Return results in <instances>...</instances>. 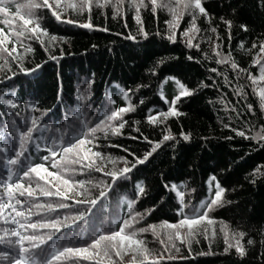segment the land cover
Masks as SVG:
<instances>
[{
  "label": "snow or ice",
  "instance_id": "snow-or-ice-1",
  "mask_svg": "<svg viewBox=\"0 0 264 264\" xmlns=\"http://www.w3.org/2000/svg\"><path fill=\"white\" fill-rule=\"evenodd\" d=\"M11 2L0 0V14L4 17L2 23L7 28V31L0 28V73L4 74L5 81H11L18 73L35 77L42 68L44 62L35 63L33 67L26 66L35 52L31 44L33 40L43 49L48 60L57 61L65 55L62 47L58 55L53 52L67 38L51 34L42 26L43 10H47L58 23L78 25L89 30L98 27L92 23L94 9L104 14L103 10L110 8L113 18L131 12L137 25L136 35L129 32L124 38L133 41L137 36L145 39L149 36L141 19V9L150 10L153 16L159 10L167 12L170 18L164 22L167 25L164 33L157 31L156 35L176 43L180 21L187 15L191 19L188 26L179 32V39L187 48L198 51L200 43H194V39L201 29L196 21L202 17L209 25L203 30L204 33L215 35V39L211 35L200 37L211 40V52L214 54L213 57L205 52L204 59L215 58V63L229 67L238 81L250 82L237 83L232 88L237 97L236 104L244 100V110L254 113L253 103L246 99L248 93L245 88L250 87L252 94L258 98L260 113L264 115V34L252 39L250 50L244 49L254 52L251 64L258 68V75H254L236 62L232 52L220 50L222 41L217 42L221 40L220 33L217 26H212V17L202 6V0H23L16 3L15 12L10 11ZM259 3L264 7V0H259ZM77 17L86 18L81 22ZM219 20L231 42L233 21L224 16H220ZM238 27L245 33L249 31L244 23ZM100 30L108 31L107 28ZM25 40L29 43L26 44ZM243 45L244 41L241 40L238 47L243 49ZM186 59L193 61L195 58L188 55ZM163 63L164 58L157 60L148 71L155 76L156 68ZM210 71L222 75L216 67ZM94 75L92 73L87 79L78 77L84 86L78 85L76 88L75 107L65 104L62 87H58L56 107L62 109L63 117L58 126L50 125L44 119L53 113V109L42 110L33 102L22 104V98L16 91L0 93V105L8 109V118L3 121L0 130V246H3L0 249V264H166L186 258L179 255L181 247L191 255L192 243H199L200 236L205 240H214L217 237V224L223 237V252L227 254L234 249L238 256L244 257L246 248L242 239L246 233L230 230L224 221H217L211 215L215 208L232 203L225 199L227 189L215 175H209L208 195L197 204L190 200L186 202V192L190 193L193 189L187 188L183 181L163 184L168 199L166 201L165 196H161L160 202L175 200L171 204L176 217L174 221L163 219L137 227L146 215L156 210L155 205L143 212L135 210L137 201L148 195L141 180L136 181L131 198L121 196L114 203L109 201L112 192L129 182L133 170L149 162V158L164 142L179 141L167 128L159 140H150L139 127H133L132 130L139 136L130 138L147 142L151 146L149 150L137 155L135 150L111 143V137L123 135L122 130L128 123L124 119L125 114L135 110V105L130 103V94H134V90L114 84L115 94L122 97L124 104L117 106L113 93L105 91L104 99L93 108L91 86ZM175 83L179 89L178 95L169 101L161 94V99L168 105L167 110L156 111L153 115V110L149 109L150 114L146 116L148 124H163L169 116L181 115L176 107L177 102L181 97L192 95L196 89L186 87L179 80H175ZM200 86L207 85L201 80L196 88ZM141 87L147 88L148 85H136L137 90ZM219 103L226 112L231 111L239 117L240 112L235 104L229 107L230 102H225L222 97ZM3 115L0 113V116ZM228 119L230 121L232 117ZM133 124H139V121H133ZM222 126L238 137L264 144V125L259 130L251 124L242 128L232 127L230 123H223ZM179 138L189 142L191 133L181 130ZM224 138L233 139L232 136ZM105 141L109 147L121 148L127 155L113 156L106 152L102 147ZM77 174L88 178L78 179ZM94 174H99V178H95ZM249 175L250 183L264 178V165H256ZM125 200L126 209L123 206ZM146 232H151L158 248L147 246L142 236ZM253 244V239L248 238L247 245ZM208 254L212 253H197L201 256ZM261 260L264 261V253H261Z\"/></svg>",
  "mask_w": 264,
  "mask_h": 264
},
{
  "label": "trees",
  "instance_id": "trees-1",
  "mask_svg": "<svg viewBox=\"0 0 264 264\" xmlns=\"http://www.w3.org/2000/svg\"><path fill=\"white\" fill-rule=\"evenodd\" d=\"M22 2L23 0H12L10 11L15 12L16 3ZM202 6L212 17V26H217L220 33L221 40L217 41L218 43L222 41L220 50L225 53L232 52L233 58L241 67L258 75V68L251 64L254 52H246L244 49L250 50L252 39L264 34V7H261L259 0H202ZM103 12L104 14H101V10L94 9L92 23L98 27L89 30L78 25L58 23L47 10H43L42 26L51 34L67 38V41L59 44L53 52L58 55L59 48L62 47L65 55L57 61L48 60L39 44L34 40L31 41L35 52L31 54L26 66L33 67L35 63L44 62L42 68L37 71L35 77L18 73L11 81H5L4 74L0 73V93L16 91L22 98V104L33 102L42 110L53 109V113L44 119L48 124L58 126L59 121L63 119L62 109L56 107L58 87H62L65 104H72L75 107L76 88L78 85L84 86L80 84L78 77L87 79L92 73L95 74L91 86L93 108L104 99L105 91L113 93L117 106L124 104L122 97L115 94L114 84L133 89L134 94H130V103L135 105V110L125 114L124 119L128 123L122 130L123 135L111 137V143L135 150L137 155L149 150L151 146L147 142L130 138V136H139V133L132 130L133 127H139L150 140H159L167 128L179 142H164L149 158V162L133 170L129 182L123 183L112 192L109 201L114 203L121 196L131 198L136 181L141 180L148 190V195L137 201L134 208L143 212L155 205L156 210L146 215L137 227H143L147 223H158L163 219L174 221L176 217L171 204L175 203V200L160 202L161 196H165L166 201L168 199L163 184L183 181L187 188L193 189L190 193L186 192V202L190 200L193 204H197L208 195L209 175H215L221 185L227 189L225 199L232 203H225L215 208L211 211V215L217 221H224L230 230H241L246 233L242 239L246 255L240 257L234 249H230L227 254L223 252V237L219 233L217 224V237L214 240H205L200 236L199 243H192L191 255L186 248L181 247L179 255L186 258L166 264H264L261 260V253H264V178H257L255 183L249 182L251 170L256 165H264V144L245 140L222 126L223 123H230L232 127L242 128L246 124H251L259 130L260 126L264 125V115L258 108V98L252 94L250 87L245 88L248 93L246 99L247 102L253 103L254 113L244 110V100L236 104L237 97L232 88L237 83L250 84V82L238 81L231 69L225 65H217L215 58L204 59L205 52L213 57L214 54L211 52V40H202L200 37L211 35V38L215 39V35L204 33L203 30L209 25L202 17H198L196 21L201 29L194 39V43L197 41L200 43L198 51L195 48H187L179 39V32L188 26L191 19L187 15L181 19L177 29V42L171 43L156 35L157 31L164 33L167 28L164 22L170 17L165 11L158 10L153 16L150 10L142 8L140 15L149 36L147 39L137 36L135 41L124 38L129 32L136 35L137 25L131 12H125L123 16L117 18H113L110 8H105ZM220 16L233 21L231 42L219 20ZM77 18L83 22L86 17ZM3 19V15L0 14V28H5L7 31L2 23ZM240 23L248 26L247 33L239 29ZM102 28H107L108 31H101ZM241 40L244 41L243 49L238 47ZM25 43L29 42L25 40ZM92 45L96 47L93 48ZM188 55H192L195 59L187 60ZM161 58H164V63L156 68V75L153 76L148 69ZM196 60L200 62L197 63ZM212 67H216L222 75L212 73L210 71ZM175 80L196 91L190 96L181 97L177 102L176 107L181 115L169 116L163 124H148L146 116L150 114L149 109L153 110L151 113L153 115L156 111L167 110L168 105L161 99V94L169 101L178 95L179 89ZM201 80L207 86H200L197 89L196 86ZM137 84H147L148 87L137 90ZM221 97L225 102H230L229 107L235 104L240 112L239 117L236 113L224 110L223 105L219 103ZM0 113H4L0 116V130H2L3 121L8 118L7 107L0 105ZM34 114L39 115V113ZM229 116L232 117L230 121ZM133 121H139V124L134 125ZM181 130L191 133L189 142L179 138ZM226 136H232L233 139L226 140L224 138ZM201 137L208 139L202 140ZM102 147L113 156L127 155L121 148L109 147L107 141ZM94 175L95 178H99V174ZM76 178L88 177L77 174ZM126 203L127 200L123 205L125 209ZM142 236L149 248L159 247L151 232H146ZM248 238L253 239V245H247ZM72 243L75 245V241ZM2 248L3 246H0V249ZM198 252L212 254L201 256L197 255Z\"/></svg>",
  "mask_w": 264,
  "mask_h": 264
},
{
  "label": "rangeland",
  "instance_id": "rangeland-1",
  "mask_svg": "<svg viewBox=\"0 0 264 264\" xmlns=\"http://www.w3.org/2000/svg\"><path fill=\"white\" fill-rule=\"evenodd\" d=\"M197 35V34H196Z\"/></svg>",
  "mask_w": 264,
  "mask_h": 264
}]
</instances>
